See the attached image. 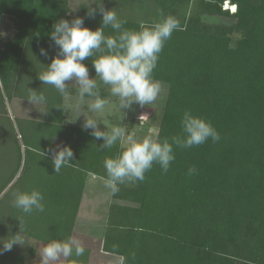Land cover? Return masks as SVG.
<instances>
[{"label": "trees", "instance_id": "obj_1", "mask_svg": "<svg viewBox=\"0 0 264 264\" xmlns=\"http://www.w3.org/2000/svg\"><path fill=\"white\" fill-rule=\"evenodd\" d=\"M116 1L125 7L133 0ZM151 1L156 20L117 15L126 21L123 28L139 31L141 24L161 18L160 9L183 27L165 41L152 74L167 85L157 133L161 140L180 133L188 110L209 121L220 139L173 146L166 173L154 163L144 181L110 193L116 202L109 205L102 250L126 257V264H264V0H197L191 16L190 0ZM225 1L235 10L222 9ZM87 13H70L68 0H0V19L8 16L14 23L10 37L0 35V149L8 157L5 176L0 174V238L19 231L21 215L24 237L46 243L72 235L87 176H106L103 161L118 151L100 149L102 140L90 130L64 123L61 95L51 86L47 93L39 79L34 84L58 51L49 35L53 24L79 16L88 28L99 27L101 15ZM201 13L229 21L205 24ZM105 32L115 34L110 27ZM83 63L95 74L92 58ZM28 88L46 97L40 123L9 114L12 100L28 101ZM69 90L75 96L72 85ZM100 95L110 99L106 86ZM57 145L74 154L59 173L51 152L39 155ZM190 167L194 175H188ZM33 189L43 196V212L24 214L13 207L14 191ZM88 256L85 248L64 264H90ZM0 264H25L18 245L0 253Z\"/></svg>", "mask_w": 264, "mask_h": 264}, {"label": "clouds", "instance_id": "obj_2", "mask_svg": "<svg viewBox=\"0 0 264 264\" xmlns=\"http://www.w3.org/2000/svg\"><path fill=\"white\" fill-rule=\"evenodd\" d=\"M87 8L89 17H94L99 11L101 25L90 29L79 16L73 17L71 21L64 18L56 21L49 35L58 51L46 68L38 74V79L42 85L53 87L64 100L72 97L69 90V85H72L76 100L75 119L83 116L82 128L90 130V134L97 140H102L98 145L100 149H111L114 146L118 148L116 154L105 157L103 166L106 176L101 178L109 192L116 194L120 185L144 181L145 173L154 163L166 173L170 162L175 158L173 146L190 148L203 144L209 138L215 143L220 139V135L209 121L188 110H185L181 117V132L173 135L170 140H161L158 133L136 137L119 125L110 128L105 126L102 130L98 126V123H103L102 120L98 115H90L103 113L109 103L100 95L101 86L107 87L109 94L117 99L121 110L130 109L133 104L141 107L154 104L165 92L163 82L154 79L152 75L159 54L172 33L182 31L183 27L176 17L165 16L160 9L157 11L161 19L150 24H141L140 30L136 31L123 28L126 21L118 18L117 12L112 8L106 9L102 0L98 4L92 0ZM109 27L115 34L105 32ZM40 54L47 56L48 52L41 47ZM88 58H92L94 77H90L89 69L83 63ZM26 98L36 109L38 105L47 104L46 97L40 90L28 88ZM85 107L87 111L83 110ZM47 108L39 112L47 114ZM49 152L52 154L51 160L56 173L74 160L73 151L67 145H57L55 149L48 148L46 151L40 150L39 155L44 157ZM195 173L194 167L188 169V175ZM42 201L41 192L35 189L16 190L12 193L13 207L24 214L43 212L45 206ZM16 218L19 231L6 238H0L3 244L0 253L11 251L13 245L26 243L23 235L24 216ZM37 252L40 257L39 264H64L72 257H81L85 247L81 239L70 235L62 240H49ZM131 255L135 257V253ZM71 264H75V261H71ZM114 264H126V257L117 256Z\"/></svg>", "mask_w": 264, "mask_h": 264}, {"label": "rangeland", "instance_id": "obj_3", "mask_svg": "<svg viewBox=\"0 0 264 264\" xmlns=\"http://www.w3.org/2000/svg\"><path fill=\"white\" fill-rule=\"evenodd\" d=\"M196 2L197 0H190V4L187 8L188 10L187 16L196 14L197 12V9H195ZM90 3H92V0H68L69 12L72 14L78 15L82 13V9L88 11L87 7L90 5ZM95 3L97 4L100 3V0H95ZM102 3L106 9L112 8L113 10H115L117 14L119 15V17L125 18V17L134 16V17H139V19L143 21L145 19H155L156 20L157 16H159L155 12V9H152V6L154 5V3L151 0H133L128 5H125V7H123L121 2L116 1V0H102ZM186 6H187L186 4H183L181 8L178 7V10H180V13L178 15L179 17L183 15L181 14V12L186 10ZM93 7H95V5H93ZM228 7L230 11H234L236 8L235 5H231L228 1H225L222 5V9H227ZM97 13H99V11H97ZM200 18L203 23L209 24V25L226 24L229 21V19L225 16L206 15L203 13H201ZM159 19L161 18L158 17L157 21ZM13 28H14V23L12 22L10 17L3 16L0 19V35L1 36H3L4 38L10 37L13 34ZM37 81H38V76H36V79H34V84L35 82L37 83ZM39 83L42 85V82L40 80H39ZM164 86H165V92L162 93L161 96L157 99V101L150 106L145 105L141 107L138 104H133L130 109L121 110L118 106L117 99L110 95L109 103L106 105L103 113L101 114L91 113V115L93 116L98 115L99 119L102 120L103 123H98V126L102 130L105 128V126L110 128L112 126L119 125V126L125 127L130 134H133L136 137H143L146 135L157 133L158 125L160 121L161 109L163 107L165 94L167 91V85L164 84ZM43 87L45 91L48 93V91L50 90V86L43 85ZM69 103L73 105L76 102L75 100H73L72 102H69ZM21 105H23L22 102L18 103V105L16 102H14L13 104L12 102L11 104L10 103L8 104L9 114L12 118L17 117V116L22 117L20 116L19 110L16 109L18 107H21ZM37 107H40V105ZM72 111H73V108L70 109L69 107L68 114L65 120L66 124H69L68 119L70 118L71 116L70 112ZM22 118H25V117H22ZM80 125H82V123ZM34 129H36L35 133L37 134L38 132L37 127H34ZM21 149L23 152V147ZM4 156H6L4 151L2 152L0 149V174H2L3 176H5V171L7 169L6 168L3 169L2 165L6 163L5 162L6 160H8V157H4ZM0 179H2L1 175H0ZM100 180L102 179L100 178ZM93 190L94 189L92 188L89 189L91 194H94ZM105 194L106 192H100V193L94 194V201L90 203L91 207L99 211L98 214H96V216L99 215L100 211L102 213L103 211L107 210V207H105L104 210L102 211V208L105 206V204L103 203L104 202L106 203L107 201V197L105 196ZM113 202H116V201H113ZM101 204H103V207L101 206ZM121 204H125V203L123 202ZM104 220H105L104 218L103 220L98 219V218L96 220H91V218H89L88 216L85 217L82 211L81 213H79L77 217L76 231L80 232L81 229H85L86 231L85 234L87 235L98 233L100 227L99 225H96V224L103 223ZM92 223L95 225H93ZM25 241L26 243L24 245H18V250L24 256L25 264H39L38 260L40 259V257L37 251L44 244V242H40L39 240L32 239L29 237H25ZM89 257L90 256H88V258ZM88 262H90L89 259H88Z\"/></svg>", "mask_w": 264, "mask_h": 264}, {"label": "crops", "instance_id": "obj_4", "mask_svg": "<svg viewBox=\"0 0 264 264\" xmlns=\"http://www.w3.org/2000/svg\"><path fill=\"white\" fill-rule=\"evenodd\" d=\"M89 75H90V77L95 76V74L91 73L90 71H89ZM73 100H75L74 95H72V97L70 99L64 100V123L66 120V116L68 114V108L70 107V109L73 108V111L70 112L71 116L68 119L69 124L76 125V126H82L80 124L81 123L83 124V116L77 117L75 119V117H76V111L74 109L75 103L73 105L69 103V102H72ZM14 102H16L17 105L20 102L23 103V105H21V107L16 108L19 110L20 116L31 118V119H37V120H41L43 118V113L39 112V110H43L42 105H40V107L36 106L37 107V109H36L28 101L14 99V100H12V104ZM75 102H76V100H75ZM22 106H24V107H22ZM83 110L87 111L86 107ZM90 115H91V113H90ZM71 120H74V121H71ZM89 187L94 189L93 190L94 194H97L100 192H106L105 196L107 197V201H106V203L105 202L103 203V204H105L104 207H103V204H101V206L103 207L102 211L104 210L105 207H107V210L103 211L102 213L100 211L98 216H96V214H98L99 211H97V209L91 207V205H90V203L92 201H94V194L90 193ZM101 203H102V201H101ZM111 203H113V200L110 197L109 190L104 186L103 180H100V178L96 177L95 175L89 174L86 178L84 193H83V196L81 199V203L79 206L77 217H78L79 213H81L83 211L84 216L85 217L88 216L89 218H91V220H96L97 218L102 219V220L104 218L105 220L103 223H97L96 224V225H99V227H100L98 233H93V234L87 235V234H85V232H86L85 229H81L80 232L76 231V222H77V218H76L72 236H77L79 239L82 240L84 247L89 251L90 257L88 259L90 260V262H89L90 264H114L116 257L119 256V255L107 253V252L102 250V243H103V239H104L106 221H107V216H108V209H109V205ZM101 206H100V208H101ZM82 208H83V210H82ZM91 215H92V217H91ZM93 225H95V224H93Z\"/></svg>", "mask_w": 264, "mask_h": 264}]
</instances>
